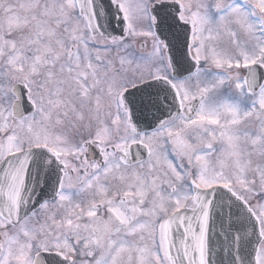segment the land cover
Returning <instances> with one entry per match:
<instances>
[{
    "label": "snow or ice",
    "instance_id": "obj_1",
    "mask_svg": "<svg viewBox=\"0 0 264 264\" xmlns=\"http://www.w3.org/2000/svg\"><path fill=\"white\" fill-rule=\"evenodd\" d=\"M0 264H264V0H0Z\"/></svg>",
    "mask_w": 264,
    "mask_h": 264
}]
</instances>
